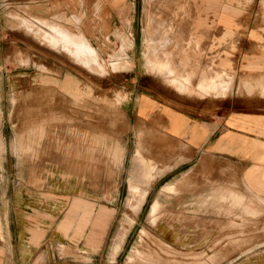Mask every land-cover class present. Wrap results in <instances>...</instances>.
I'll return each mask as SVG.
<instances>
[{
	"label": "rangeland",
	"instance_id": "1",
	"mask_svg": "<svg viewBox=\"0 0 264 264\" xmlns=\"http://www.w3.org/2000/svg\"><path fill=\"white\" fill-rule=\"evenodd\" d=\"M28 1L0 0V264L42 263L35 260L45 246L19 240L23 217L16 208L24 187L52 185L59 195V225L74 199L64 195L82 187L83 157L92 168L98 156L126 161L125 173H115L111 168L116 164L107 165L106 174H115L121 183V226L104 230L105 240L115 241L101 252L70 245L87 240L91 230L73 238L58 229V264H264V213L257 220L258 214L245 211L247 205L253 207L252 200L238 206L219 196L217 202L203 200L201 211L190 205L165 211L159 202L151 224L146 223L155 206L146 203L150 188L160 191L168 178L145 181L137 152L140 149L156 168L162 167L161 148L153 152L157 143L186 158L191 153L185 144L165 138L144 121L138 124L134 117L135 100L145 92L188 109L196 107L205 121L234 111L264 112V0H176L164 5L88 0L51 15L34 13ZM48 24L69 36L56 34ZM143 25L158 65L166 64L165 56H184L194 67L145 69ZM121 32L134 38L127 50L132 69L108 66L110 55L122 46ZM195 34L196 62L193 46L184 44ZM115 140L121 146L114 147ZM127 143L131 148L125 153ZM131 181L147 189L137 214L128 206ZM143 230L148 235L142 238ZM62 243L72 248L64 259ZM97 252L100 256L92 259Z\"/></svg>",
	"mask_w": 264,
	"mask_h": 264
},
{
	"label": "crops",
	"instance_id": "2",
	"mask_svg": "<svg viewBox=\"0 0 264 264\" xmlns=\"http://www.w3.org/2000/svg\"><path fill=\"white\" fill-rule=\"evenodd\" d=\"M120 1L106 0L111 4ZM28 2L31 3L34 13L51 15L56 11H69L74 8L73 6L77 2L84 4L88 3V0H29ZM174 2L176 3V0H145L146 5H164V3L173 4ZM132 16L135 20L136 10ZM194 17L195 30L197 29V12H195ZM230 25L231 23L228 24V27ZM143 33L142 56L145 69L154 68V66L155 68L194 67L189 65L191 60L184 56H165L163 62L165 61L166 64L158 65L157 61L154 60V53L157 52L154 50L153 42L148 40L149 33L144 25ZM118 36L122 46L110 55L108 66L132 69L133 61L129 59L127 50L134 46V38L123 32ZM196 36L195 34V38L190 41L188 38L184 41V44L190 43L193 46L192 58L195 62L197 61ZM134 107V117L138 124L144 121L146 124L161 130L165 138L175 143L185 144L191 153L190 158H186L183 153L175 152L174 154V151H169V147L164 143H157L156 146H152L153 152L155 147L161 148L162 167L156 168L153 161L145 158L140 149L137 152L145 181L150 183L157 176L168 178L160 191L153 187L150 188L146 203L150 201L151 206L154 204L155 206L151 211L152 215L146 216V223L151 224V218L161 207L159 202L165 211L180 210L181 207L185 208L188 205L194 206L197 211H201L204 209H201L203 200H216L217 202L219 196L220 198L225 197L224 199L227 200L231 199L234 205L238 206H244L251 203L250 200H252L253 207L247 205L245 211L251 215L258 214L257 220L263 216L260 217L259 214L264 213V203L261 202L264 199V112L234 111L226 117L205 121L198 116L197 110L194 109L196 107L188 109L146 92L137 97ZM38 132L42 137L44 127L38 129ZM117 143L120 146L122 144L121 141L115 140L114 147H117ZM105 147L98 146L99 149ZM124 148L126 149L125 153H128L131 147L127 143ZM173 155L175 156L173 157ZM105 158V156H98L97 161L94 162L96 165L91 168L89 166L90 160L83 157L82 174L85 177L82 178V187L77 193L64 195V197L74 199L59 225L58 212H61L57 199L59 195L53 190L52 185L46 184L44 189L24 187L21 196L22 201L16 208L23 217L19 240L21 243L22 241L23 243L28 242L35 247L45 246L35 262L58 264L56 246L59 230L66 236H71L72 233L73 238L83 237L86 228L91 230L87 240H75L71 242V246L83 245L88 249L101 252L105 246L114 243L115 240H105L104 230L121 226L117 225V222L123 212L120 203L122 194L121 183L118 184L116 175L107 178L106 174L109 171L107 165L114 166L117 164L118 167L114 166L111 169L120 175L123 171L125 173L122 166L125 165L126 161L122 163L110 160L111 162H109ZM179 171L180 173H177ZM175 173L177 175H174ZM50 178V176L47 177V181L50 182ZM29 180L35 181L37 178H29ZM116 184H118V188ZM193 185L192 189L191 186ZM146 194L147 189L145 187L134 181L130 182L131 196L128 200V206L133 214L142 211ZM153 223H155V218ZM131 225H133V220ZM144 233L147 234L143 230L141 232L142 238ZM122 241L123 239L117 244L116 254L119 252ZM70 245L63 243L60 245L63 259L70 255L66 254L72 249ZM63 248H66V251ZM100 252L91 254V258H98ZM74 258L73 260H75Z\"/></svg>",
	"mask_w": 264,
	"mask_h": 264
},
{
	"label": "bare ground",
	"instance_id": "3",
	"mask_svg": "<svg viewBox=\"0 0 264 264\" xmlns=\"http://www.w3.org/2000/svg\"><path fill=\"white\" fill-rule=\"evenodd\" d=\"M174 3H175V2H174ZM158 10H159V9H158ZM145 12H146V11H145ZM26 20H27V19H26ZM43 21H45V20H43ZM19 22H20V21H19ZM47 22H48V21H47ZM76 22H77V21H76ZM27 23H28V22H27ZM41 23H43V22H41ZM48 23H49V22H48ZM44 25H45V24H44ZM49 25H52L51 28H52L53 30L56 31V32H55L56 34L58 33V35H62V36L65 35V36H67V34L64 33V31L62 32V29H63V28L61 29V27L59 28L58 26H57V27H54L55 25H53V24H48V26H49ZM144 25H145V24H144ZM161 25H162V24H161ZM155 26H156V25H155ZM159 26H160V25H159ZM49 27H50V26H49ZM157 29H158V28H157ZM50 30H51V29H50ZM157 31H158V30H157ZM39 32H40V31H39ZM48 34H49V33H48ZM48 34H47V35H48ZM71 34H72V33H71ZM68 36H69V34H68ZM68 36H67V37H68ZM72 36H74V35L72 34ZM72 36H71V38L69 37V39H70L71 42H73V41H72V40H73V37H72ZM74 37H75V36H74ZM46 38H47V37H46ZM79 38H80V37H79ZM82 38H83V37H82ZM181 39H182V38H181ZM70 41H69V42H70ZM163 41H164V40H163ZM77 42H78V41H77ZM60 44H61V43H60ZM79 44H80V43H79ZM163 44H164V43H163ZM82 46H83V49H84V45H82ZM84 50H85V49H84ZM84 50H83V51H84ZM85 51H86V50H85ZM85 51H84V52H85ZM94 52H95V51H94ZM84 54H85V53H84ZM90 56H91V55H90ZM144 59H145V58H144ZM79 61H80V60H79ZM145 61H146V60H145ZM147 62H148V61H147ZM158 62H159V61H158ZM146 64H148V63H146ZM89 65H90V64H89ZM89 65H88V66H89ZM115 67H116V66H115ZM92 68H93V67H92ZM154 68H155V66H154ZM154 68H149V69H154ZM156 68H157V67H156ZM161 68H162V67H161ZM117 69H118V68H117ZM92 70H93V69H92ZM159 70H160V69H159ZM114 71H115V70H114ZM156 71H157V69H156ZM156 71H155V72H156ZM160 71L163 72V70H160ZM169 71H170V70H169ZM170 72H171V71H170ZM158 73H159V72H158ZM163 73H164V72H163ZM160 74H161V73H160ZM209 74H210V73H209ZM211 74H212V73H211ZM167 75H168V74H167ZM175 75H176V73H175ZM212 75H213V74H212ZM175 77H176V76H175ZM165 78H166V77H165ZM207 78H208V77H207ZM163 79H164V78H163ZM181 79H182V77H181ZM215 79H216V78H215ZM223 79H224V78H223ZM224 80H225V79H224ZM229 80H230V79H229ZM243 80H244V79H243ZM186 81H187V80H186ZM225 81H227V80H225ZM167 82H168V81H167ZM228 82H229V81H228ZM228 82H226V83H228ZM247 83H248V81H247ZM247 83H246V85H248ZM176 84H177V83H176ZM189 84H190V83H189ZM219 84L223 85V84H225V82H224L223 84H222V83H219ZM226 85H227V84H226ZM170 86H171V85H170ZM178 87H180V86H178ZM182 87H183V85H182ZM205 87H206V86H205ZM200 88H201V86H200ZM258 88H259V87H258ZM175 89H176V88H175ZM186 89H188V88H186ZM219 89H220V87H219ZM180 90H181V89H180ZM183 90H184V88H183ZM188 90H189V89H188ZM188 90H186V91H188ZM193 90H194V89H193ZM200 90H201V89H200ZM203 90H204V89H203ZM189 91H190V90H189ZM224 92H225V91H224ZM191 93H192V92H191ZM250 94H251V93H250ZM193 95H194V94H193ZM212 98H213V97H212Z\"/></svg>",
	"mask_w": 264,
	"mask_h": 264
}]
</instances>
